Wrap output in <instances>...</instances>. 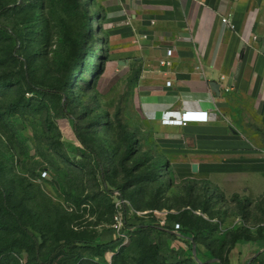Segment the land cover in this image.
<instances>
[{
  "label": "rangeland",
  "instance_id": "rangeland-1",
  "mask_svg": "<svg viewBox=\"0 0 264 264\" xmlns=\"http://www.w3.org/2000/svg\"><path fill=\"white\" fill-rule=\"evenodd\" d=\"M104 8L103 0H0V81L12 83L0 88V199L9 195L47 246L97 243L122 201L128 239L114 252L92 256L99 264H143L139 258L153 253H143L147 245H157L158 259L167 263L264 264V149L237 151V164L220 165L215 176L202 167H170L164 174L169 160H154L156 150L147 145L132 69L125 77L117 73ZM87 50L95 53L91 66L85 82H75L74 64ZM128 138L135 151L126 160ZM150 163L157 168L149 171ZM175 222L185 236L161 229ZM144 223L156 228L139 231ZM137 241L143 245L134 246ZM78 245L71 251L89 257ZM18 250L10 257L25 264L26 253Z\"/></svg>",
  "mask_w": 264,
  "mask_h": 264
},
{
  "label": "crops",
  "instance_id": "crops-1",
  "mask_svg": "<svg viewBox=\"0 0 264 264\" xmlns=\"http://www.w3.org/2000/svg\"><path fill=\"white\" fill-rule=\"evenodd\" d=\"M103 2L117 73L132 69L147 145L156 150L154 160H169L164 174L170 167H202L215 176L220 165L237 164V151L264 149V0ZM168 49L172 64L163 67ZM187 109L207 110L208 122L161 120ZM95 238L105 243L117 235L110 229Z\"/></svg>",
  "mask_w": 264,
  "mask_h": 264
},
{
  "label": "trees",
  "instance_id": "trees-1",
  "mask_svg": "<svg viewBox=\"0 0 264 264\" xmlns=\"http://www.w3.org/2000/svg\"><path fill=\"white\" fill-rule=\"evenodd\" d=\"M1 29L7 33L10 31L5 27L1 26ZM11 34V33H10ZM84 52V51H83ZM95 53H90L88 50L85 53V57L81 58L79 55L77 61L74 64V71L72 72V77H75V82H79L85 79L83 78L84 73L88 69V66H91V61L89 60V55H93ZM81 67V70L79 69ZM25 79H29L27 74H24ZM12 83L9 80L0 81V88H5L10 86ZM71 86L68 85V91L66 92L67 100H69V96L71 94ZM13 107V106H12ZM78 139L82 143L83 146L85 144L84 139H82L81 135L78 134ZM134 143L135 141L127 140V152L125 155V159L131 157L134 153ZM89 148V147H88ZM96 165L100 172V179L102 185L106 188L107 180L105 177V169L103 163L100 158L97 157ZM145 160L140 162V165H144ZM165 166V165H164ZM147 168L150 170L156 169L157 165L155 163L148 164ZM165 168V167H164ZM159 170H161L159 168ZM9 195L2 196L0 199V263L3 262L4 259H14L15 264H20L19 259L17 257H10V252L14 250L21 251L23 250L26 253V261L25 264H68L69 261H73V264H99L93 261L92 256H104L108 252H114L121 245L122 240L120 238H116L114 240H110L105 243H95L91 240L86 239H78V240H64L63 243L59 244H51L46 245L44 240L39 241L37 235L29 227L26 221H29L28 216H23L22 212L16 208L15 205H11L9 203ZM178 223V222H175ZM174 223V224H175ZM174 224L170 229H173ZM180 224V223H179ZM181 228L179 233L181 236H185L183 233V226L180 224ZM128 229L127 232L131 229V227H126ZM156 228L155 225H142L139 228V231H150ZM43 237L44 233H40ZM145 235H142L140 240ZM146 239V238H145ZM73 243H80L78 246H82L81 249L86 251L88 254L84 259H82L83 255L81 253H75L71 251L74 248ZM133 243V241H132ZM143 245V242L137 241L134 246L138 247ZM148 246V247H147ZM148 249H145L143 253H148L150 250L153 252L152 255H148L147 261H145V255H142L139 258V263H147V264H180V262L176 263H167L164 261H160L158 259L159 247L157 245H147ZM126 246H122L125 249ZM18 248V249H16ZM120 249V251L122 250ZM48 251L44 253V251ZM118 254V253H117ZM91 256V257H90ZM58 258H61L57 261ZM149 260V261H148ZM188 264H199L193 258H190Z\"/></svg>",
  "mask_w": 264,
  "mask_h": 264
},
{
  "label": "built area",
  "instance_id": "built-area-1",
  "mask_svg": "<svg viewBox=\"0 0 264 264\" xmlns=\"http://www.w3.org/2000/svg\"><path fill=\"white\" fill-rule=\"evenodd\" d=\"M173 55L172 49H168L166 51V58L161 59L159 61V64L163 67H169L171 66V57ZM224 79V76L221 77ZM166 86L170 87L171 86V81L168 80L166 81ZM226 91L230 90L229 86L225 87ZM161 120L165 123L169 124H174V125H186L187 123L191 122H208L209 120V115L207 110H197V109H187L184 110L179 118L176 117H164L162 115ZM47 172L43 171L42 172V177H46ZM123 202L118 201L116 203V210L113 215V221L111 224V228L115 231L117 238H120L122 241H127L128 239V229L125 227V222H124V216H123ZM181 226L179 223H175L173 227V231L176 233H179Z\"/></svg>",
  "mask_w": 264,
  "mask_h": 264
},
{
  "label": "water",
  "instance_id": "water-1",
  "mask_svg": "<svg viewBox=\"0 0 264 264\" xmlns=\"http://www.w3.org/2000/svg\"><path fill=\"white\" fill-rule=\"evenodd\" d=\"M218 85V84H217ZM193 253L195 254L196 253V244L194 243L193 244Z\"/></svg>",
  "mask_w": 264,
  "mask_h": 264
}]
</instances>
